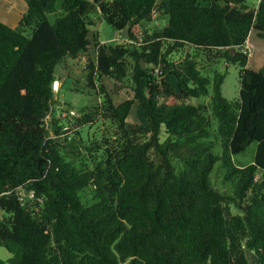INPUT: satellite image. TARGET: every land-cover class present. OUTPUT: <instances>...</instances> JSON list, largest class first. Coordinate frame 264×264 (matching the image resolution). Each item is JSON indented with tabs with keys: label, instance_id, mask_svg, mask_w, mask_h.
<instances>
[{
	"label": "trees",
	"instance_id": "obj_1",
	"mask_svg": "<svg viewBox=\"0 0 264 264\" xmlns=\"http://www.w3.org/2000/svg\"><path fill=\"white\" fill-rule=\"evenodd\" d=\"M25 1L16 27L0 20V246L10 264H256L248 252L264 264V63L248 68L244 50L251 32L264 42V0ZM161 10L162 27L135 35ZM96 19L130 41L93 54ZM78 55L102 100L52 116L54 69ZM218 60L240 67L234 100L224 73L208 72ZM127 75L131 97L115 102L99 82ZM135 104L144 130L126 120ZM96 121L115 132L84 140L78 128ZM74 134L88 169L65 158ZM251 143L252 162L236 165ZM218 162L231 192L211 182ZM89 185L96 200L85 205Z\"/></svg>",
	"mask_w": 264,
	"mask_h": 264
},
{
	"label": "rangeland",
	"instance_id": "obj_2",
	"mask_svg": "<svg viewBox=\"0 0 264 264\" xmlns=\"http://www.w3.org/2000/svg\"><path fill=\"white\" fill-rule=\"evenodd\" d=\"M204 4L209 0H198ZM248 4L254 5L257 0H246ZM27 4L25 0H0V20L8 26L16 27L19 23L20 17L26 12ZM165 9L164 7H162ZM158 11V10H157ZM52 17V16H51ZM94 25H90L89 38L92 39L91 46H94L92 53L94 54L97 49V44L100 43H128L130 40L127 36V30H114L103 20H97ZM165 24V16L161 14H153L151 21H141L133 28L135 35L139 36L145 30H152L155 26L159 28ZM95 35V39L92 35ZM96 43V44H95ZM244 50L247 52L249 59L247 67L251 69H258L264 63V42L263 39L258 37L257 34L251 32L246 40ZM174 59H178L179 55L174 53L172 55ZM204 61H201V63ZM145 64V63H144ZM203 64V63H202ZM201 64V65H202ZM146 66V64H145ZM239 66L234 64H226L223 60L212 62L208 68L210 75H213L215 71L224 73V80L221 85V91L223 96L228 100H234L239 95ZM205 69V67H204ZM56 80L53 83L55 94V109L52 112V116H60L62 114L61 106L63 103L69 104L71 109L80 110L88 107H92L98 101L101 102L102 96L97 94L96 90L86 86L85 70L83 69V57L78 55L77 57L66 56L64 57L54 69ZM131 73V68L128 74ZM99 83L104 85L105 90L113 98L115 102L122 100L123 98L131 97L128 92L131 86L130 76L127 75L123 81L114 82L112 79L102 77ZM128 87V88H127ZM206 98L191 99V103H198L205 101ZM63 109H68L64 108ZM127 122L131 124H137L142 130L146 128V123L143 119V115L139 107L135 104L132 107L131 113L127 116ZM113 126V125H112ZM78 129L82 130V135L85 140L86 133L88 136H92V139L100 135L101 131H104L107 135L115 132L114 128L110 127L108 122L96 121L90 126L84 125ZM75 135V134H74ZM75 141L73 144L77 148L67 149L65 152L66 160L75 166L79 170L88 169L90 167L89 155L80 148L78 136L75 135ZM163 138L162 134L160 135ZM255 153V143H251L244 152L234 155L233 162L236 165L242 166L252 162ZM226 169L221 167L220 162L216 163L214 170L210 175L213 186L220 192H231L232 186L229 182H223ZM79 195L82 202L85 205H89L96 200V193L94 187L89 185L83 188ZM3 215L0 209V217ZM250 252H248L249 254ZM247 254L249 262H255L256 258L253 254ZM13 254L5 247L0 246V261L3 264H10L9 260Z\"/></svg>",
	"mask_w": 264,
	"mask_h": 264
},
{
	"label": "water",
	"instance_id": "obj_3",
	"mask_svg": "<svg viewBox=\"0 0 264 264\" xmlns=\"http://www.w3.org/2000/svg\"><path fill=\"white\" fill-rule=\"evenodd\" d=\"M158 2H160V0H159ZM156 7H157V5H155V8H154V10H155V11H157V10H158ZM140 63H141V65H142V67H144V66H145V64H144L143 60H141V61H140ZM64 108H68V105H67V104H65V105H64Z\"/></svg>",
	"mask_w": 264,
	"mask_h": 264
},
{
	"label": "built area",
	"instance_id": "obj_4",
	"mask_svg": "<svg viewBox=\"0 0 264 264\" xmlns=\"http://www.w3.org/2000/svg\"><path fill=\"white\" fill-rule=\"evenodd\" d=\"M70 113L71 114H76L74 110H70ZM63 114H65V113H63ZM64 129L68 130V127L66 126V127H64Z\"/></svg>",
	"mask_w": 264,
	"mask_h": 264
},
{
	"label": "crops",
	"instance_id": "obj_5",
	"mask_svg": "<svg viewBox=\"0 0 264 264\" xmlns=\"http://www.w3.org/2000/svg\"><path fill=\"white\" fill-rule=\"evenodd\" d=\"M21 18V17H20Z\"/></svg>",
	"mask_w": 264,
	"mask_h": 264
}]
</instances>
